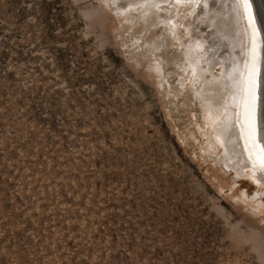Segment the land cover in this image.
Returning a JSON list of instances; mask_svg holds the SVG:
<instances>
[{
  "label": "rangeland",
  "instance_id": "1",
  "mask_svg": "<svg viewBox=\"0 0 264 264\" xmlns=\"http://www.w3.org/2000/svg\"><path fill=\"white\" fill-rule=\"evenodd\" d=\"M236 5L0 0V264H264V181L217 136L235 97L193 96L229 82L235 33L204 19Z\"/></svg>",
  "mask_w": 264,
  "mask_h": 264
},
{
  "label": "bare ground",
  "instance_id": "2",
  "mask_svg": "<svg viewBox=\"0 0 264 264\" xmlns=\"http://www.w3.org/2000/svg\"><path fill=\"white\" fill-rule=\"evenodd\" d=\"M255 7H256V5H255ZM236 8H237V5H236ZM256 9H255V12H256ZM206 11H209V9L207 8ZM233 12H234V10H233ZM233 12H232V14H233ZM237 14L238 13L236 11V14H235L236 16L234 15L235 18L233 16L232 20L230 19L231 18V15H230L229 20L233 21L234 24L232 22L231 25H228V26H227V23L225 22L226 20L224 21L223 18L219 17L218 11L215 12L213 15H207V17L204 19L205 20L204 22L206 25H211L213 23V25H214V27H216L217 31H220V30L223 31L224 35H227L229 32L235 33L236 40H235L234 44L232 45L233 46L232 51L235 48H239V50L242 51V49L240 47H242L244 45V42L246 40V35H248L247 31L246 32L242 31L241 27L238 26L239 24H237V20H236ZM199 33L205 34V32L202 29H200L198 26L197 33L195 35V39H193L191 41V44L188 46V48L185 52L186 61H187V63L190 64V66L189 67L187 66L186 68L191 69L190 70L191 72L188 74L189 81H190V76H192L193 71H194L193 68H196L195 67V59L193 57L198 54V50L201 48L199 45L200 44L199 40H200V37H202V35H200ZM207 42H205V43H207ZM205 43H204V45H206ZM240 51H238V52L234 51V53H232V57L234 59L232 60V62L230 64L231 74L229 77V82L227 84H224V85L221 84L220 85L218 82L212 83V82L206 81L205 84L203 85V88H201L200 90L194 91L193 96L195 97L194 99H196L198 101V103L201 102L202 105L204 103H207L213 109H218L220 107H223V103H226V101L223 102V98H226V96L224 97V95L228 96V94H224L222 92V88L226 87L228 90H230L232 92L233 96L235 97V99H234L235 100L234 101L235 107H232L233 112L231 115V119H230V121L227 120L229 122L226 121V123H224L225 125L223 124L222 132L217 133V136L218 137L220 136V137H222L223 140H225V142L227 143V148H228L227 150L231 149L232 153L235 154V156L238 160H240V161L245 160V162H248L245 158V155H244V151L249 155V153L245 150V140L243 138H240L241 133H240L239 126L242 123V117H241V111H242L241 103L242 102H241L239 96L237 95L238 89L236 87V81H238L239 79L245 78L249 74L250 69H249V72L246 71L245 66H247L246 65L247 61L245 58L242 57V55H241L242 53ZM262 59L264 60V58H262ZM262 63L263 64L257 68V84H258L257 96L259 98L258 99V107H257V120L258 121H259L260 111H261L262 107H264V61ZM198 66H199V68H198L197 77L200 78V80H204L205 79L204 77L206 75L205 69L201 68L200 65H198ZM227 93H228V91H227ZM193 96H192V98H193ZM223 108H225V107H223ZM219 110H221V109H219ZM219 110H218V112H220ZM206 114L208 117V112ZM215 114L220 115V113H215ZM210 115H211V113H210ZM218 129H220V128H218ZM257 139H259V136L257 137ZM243 144H244V146H243ZM228 153L230 155V152H228ZM212 154L214 155V153H212ZM228 158H229L228 160H231L233 158V155H230V157H228ZM226 165H227V167L229 166L228 164H226ZM236 165L239 166V162H237ZM230 168H234V167H230Z\"/></svg>",
  "mask_w": 264,
  "mask_h": 264
},
{
  "label": "snow or ice",
  "instance_id": "3",
  "mask_svg": "<svg viewBox=\"0 0 264 264\" xmlns=\"http://www.w3.org/2000/svg\"><path fill=\"white\" fill-rule=\"evenodd\" d=\"M257 5L256 15L260 19L261 29L264 30V0H237L236 11L241 16L246 15L250 24L253 25V48H252V65L249 74L236 81L238 89L237 95L241 100V117L242 123L239 126L241 137L245 140V150L249 153V159L254 161V166L250 169L254 182L264 181V107L257 120V65H256V29L255 20L252 15V5ZM259 136V139L257 137ZM259 174L257 179L256 174Z\"/></svg>",
  "mask_w": 264,
  "mask_h": 264
},
{
  "label": "water",
  "instance_id": "4",
  "mask_svg": "<svg viewBox=\"0 0 264 264\" xmlns=\"http://www.w3.org/2000/svg\"><path fill=\"white\" fill-rule=\"evenodd\" d=\"M246 153V152H245ZM247 154V153H246Z\"/></svg>",
  "mask_w": 264,
  "mask_h": 264
}]
</instances>
